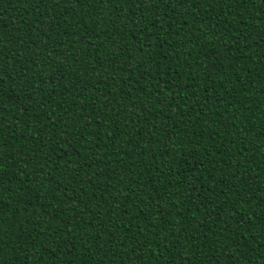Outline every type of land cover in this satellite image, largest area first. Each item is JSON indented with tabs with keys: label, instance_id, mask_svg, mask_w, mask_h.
<instances>
[{
	"label": "trees",
	"instance_id": "obj_1",
	"mask_svg": "<svg viewBox=\"0 0 264 264\" xmlns=\"http://www.w3.org/2000/svg\"><path fill=\"white\" fill-rule=\"evenodd\" d=\"M0 264H264V0H0Z\"/></svg>",
	"mask_w": 264,
	"mask_h": 264
}]
</instances>
